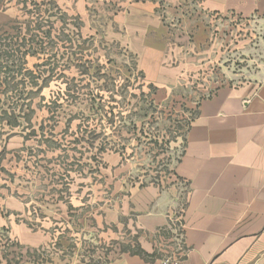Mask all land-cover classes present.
<instances>
[{
	"label": "rangeland",
	"instance_id": "rangeland-1",
	"mask_svg": "<svg viewBox=\"0 0 264 264\" xmlns=\"http://www.w3.org/2000/svg\"><path fill=\"white\" fill-rule=\"evenodd\" d=\"M139 1L0 0V198L26 205L16 217L0 208V264L94 263L120 249L96 240L110 177L181 183L173 168L198 103L264 70V16L184 5L166 23L204 24L194 68L176 86L147 82L118 22ZM14 222L47 241L29 251Z\"/></svg>",
	"mask_w": 264,
	"mask_h": 264
},
{
	"label": "crops",
	"instance_id": "crops-1",
	"mask_svg": "<svg viewBox=\"0 0 264 264\" xmlns=\"http://www.w3.org/2000/svg\"><path fill=\"white\" fill-rule=\"evenodd\" d=\"M184 5L216 16H264V0L132 4L118 20L123 42L145 80L158 87L176 86L188 75L194 68L189 52L206 34L199 21L182 31L168 26L166 19L183 18ZM173 171L181 183L110 177L108 198L96 206V240L121 248L94 263L70 264H264V70L198 103ZM1 207L12 217L26 210L10 196L0 198ZM12 230L29 251L47 241L26 225L14 222Z\"/></svg>",
	"mask_w": 264,
	"mask_h": 264
},
{
	"label": "built area",
	"instance_id": "built-area-1",
	"mask_svg": "<svg viewBox=\"0 0 264 264\" xmlns=\"http://www.w3.org/2000/svg\"><path fill=\"white\" fill-rule=\"evenodd\" d=\"M180 241H181V238H180Z\"/></svg>",
	"mask_w": 264,
	"mask_h": 264
}]
</instances>
